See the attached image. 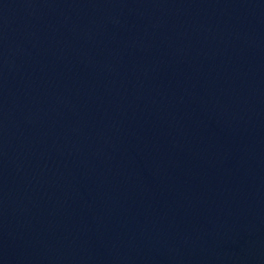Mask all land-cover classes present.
Masks as SVG:
<instances>
[{
  "label": "water",
  "instance_id": "1",
  "mask_svg": "<svg viewBox=\"0 0 264 264\" xmlns=\"http://www.w3.org/2000/svg\"><path fill=\"white\" fill-rule=\"evenodd\" d=\"M0 264H264V0H0Z\"/></svg>",
  "mask_w": 264,
  "mask_h": 264
}]
</instances>
